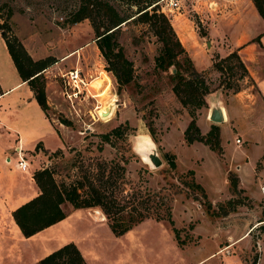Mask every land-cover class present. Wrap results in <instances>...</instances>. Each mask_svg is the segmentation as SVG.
<instances>
[{
    "label": "rangeland",
    "instance_id": "obj_1",
    "mask_svg": "<svg viewBox=\"0 0 264 264\" xmlns=\"http://www.w3.org/2000/svg\"><path fill=\"white\" fill-rule=\"evenodd\" d=\"M210 1L181 0L182 13L166 14L160 6L158 13L168 17L185 48L178 59L184 62L188 56L210 86L207 105L194 110L204 134L212 124L220 126L221 153L204 142H186L191 107L173 91L171 76L177 66L168 71L156 68L162 42L149 24L123 23L118 34L121 54L109 61L90 19L71 22L80 0H0V17L8 19L9 35L27 56L48 64L38 86L45 85V112L52 123L44 119L29 86L20 85L0 96V217L5 225L15 222L7 209L21 195L34 194L31 173L50 168L63 188L77 181L88 185L90 179L106 185L96 180L103 171L104 179L112 177L110 196H157L158 213H164L163 203L169 202L175 226L187 244H178L173 225L165 219L147 218L116 235L104 211L92 208L89 215L96 227L80 224L77 212L71 215L78 223L73 226L75 235L88 237L81 243L86 264H264V231L259 228L264 223V103L253 76L243 77L239 60L228 58L253 43L252 50L240 57L246 66L245 57H254L256 69H262L264 45L259 37L234 38L231 24L226 23L235 20L229 6ZM249 1L253 2L238 3L245 6ZM112 4L125 16L135 11L127 3ZM250 10L248 5V16ZM262 27L261 21L249 18L243 30ZM239 41L242 46L237 47ZM71 71H78V76L72 79ZM0 78L3 91L21 80L1 41ZM217 103L227 113L223 123L208 118ZM114 104L112 113L103 118L102 113L108 114ZM152 123L156 140L149 128ZM107 133L109 141L103 137ZM140 135H150L155 142L163 161L160 167L144 161ZM19 146L30 172L17 169ZM166 153L176 155L177 168L168 163ZM189 170L195 171L193 177L207 197L183 182L192 178ZM62 206L67 212L74 209L69 202ZM103 214L106 221L100 222ZM12 247L7 243L2 264H24L36 252L27 242Z\"/></svg>",
    "mask_w": 264,
    "mask_h": 264
},
{
    "label": "trees",
    "instance_id": "obj_2",
    "mask_svg": "<svg viewBox=\"0 0 264 264\" xmlns=\"http://www.w3.org/2000/svg\"><path fill=\"white\" fill-rule=\"evenodd\" d=\"M159 0H80V6L74 13L72 23L80 22L83 19H90L95 31L96 39L104 56L109 61H113L114 57L121 54V45L118 42V34L123 23L140 22L149 24L151 30L158 36L162 42V47L158 56H156V68L168 71L172 65L177 66V71L171 76L173 80V91L182 102L183 105L191 107L190 114L193 116L189 125L185 130V140L188 144L196 141L204 142L209 145L212 150L222 152L220 126L212 124L211 129L204 134L197 122L196 112L194 108H201L207 105L205 96L210 92L204 74L197 70L192 60L187 56L184 62L178 59L180 54L185 53L177 33L168 19L163 13H158ZM127 3L130 5L133 13L131 15H123L112 3ZM258 12L264 18V0H253ZM156 4V5H155ZM10 26L8 19L1 20L0 17V34L4 37L9 52L13 58L15 66L24 81H27L35 92V97L41 107L47 109V99L45 93V85L38 86V80L41 72L48 66L45 61H34L27 56L25 49L20 46L15 38L9 35ZM260 38V37H259ZM237 58L244 70L243 77H250L247 66L242 61L238 51L231 53L228 58ZM119 61H116L118 64ZM231 70L234 67L229 66ZM219 70L223 71L220 66ZM113 71L116 70L113 68ZM1 94V87H0ZM153 138V123L149 124ZM120 128H115L117 132ZM105 140H110V134H104ZM166 160L172 168H177L176 155L166 153ZM192 178L184 180L190 188H198L207 197L204 187L198 183L193 177L194 170H189ZM99 182L106 185H98L93 180L88 181V185L84 181H77L69 186L60 188L56 183L54 174L50 168L39 169L34 172L33 177L40 188V193L33 199L19 206L13 211V217L21 228L24 236L30 237L37 232L58 223L67 216L63 204L69 202L73 208H100L107 216L108 224L116 235H122L141 223L147 218H155L157 220H168L173 225V230L178 244L186 245V240L182 239L181 230L175 226L173 219L172 206L169 202L166 205L164 213H158V198L149 194L146 197L132 196L123 199L110 196L108 187L110 176L104 179L105 172L97 173ZM88 189L83 191L82 189ZM211 203H207L208 211L211 209ZM264 219L262 220V222ZM264 231V223L259 227ZM40 264H86L85 258L75 243H68L58 250L52 252L40 261Z\"/></svg>",
    "mask_w": 264,
    "mask_h": 264
},
{
    "label": "crops",
    "instance_id": "obj_3",
    "mask_svg": "<svg viewBox=\"0 0 264 264\" xmlns=\"http://www.w3.org/2000/svg\"><path fill=\"white\" fill-rule=\"evenodd\" d=\"M211 1L214 2L216 4V6L221 5V4L229 6L228 13H231L232 18L235 17V20H232V22L230 20H227L226 23L231 24L230 30L232 31L234 38L237 37L239 40L249 41V40H252L253 38L260 37L261 44L264 45V18L260 15V13L258 12L257 8L255 7V5L252 1H249L250 3H247V5H245V6H243L244 3H238L241 0H211ZM227 1H230L231 3L227 2ZM248 5L251 8V10L249 12L250 16H248L247 12H246V8ZM232 7H234V8H232ZM249 18H251L253 22H260L261 21L263 23V27L261 29H263V30L252 31V32H246L245 30H243V29H245L244 25L247 23ZM218 23H219V19H218V21H216V25ZM222 28H223V26H222ZM241 31H242V33H241ZM239 33H241L240 37L238 36ZM0 41L4 44V47L6 46L8 48L5 39L1 34H0ZM236 46L240 47V46H242V43L239 41V43H237ZM252 46H254L253 43L248 44L247 46L243 47L239 51L240 54L242 56H244L248 51L252 50V49H250V47H252ZM245 58H246L245 61L248 63L247 66H248L249 73L253 76V78L256 81V84L259 86V90H260L261 96H262V102L264 103V76H262V74H260V71H262V73H264V68L259 69V70L256 69L255 63H253L254 57H252V59H250L249 57L246 56ZM257 67H258V65H257ZM0 81H1V78H0ZM0 84L2 85L1 82H0ZM20 85L29 86L30 91L32 92L34 98L36 99L34 90L31 88L29 83L27 81H24L22 78L13 87L5 89V91H3L2 87H1L0 96L3 95L4 93H7L8 91H11V90L17 88ZM25 102L27 103V101H25ZM43 114H44L43 115L44 119L52 125V123L49 120L44 109H43ZM21 171L30 172L29 169L25 170V171L24 170H21ZM33 174H34V172L31 173L32 180H33V186H34V194H32L31 196L21 195L18 198V200H16L15 205L12 206L11 208L7 209L8 215L12 216V218H14L13 217V211L15 209H17L19 206L23 205L24 203L28 202L29 200L33 199L35 196H37L40 193V188L37 185V183L33 177ZM75 212H77L80 216V220H79L80 224L85 223V224H89L90 226L96 227L95 221H93L91 219V217L89 215V210L87 208H77V209L74 208L71 212H67V216L65 219H63V220L59 221L58 223L51 225V226L37 232L36 234H34L30 237L24 236L21 228L16 223L15 219H14V221H15L14 223H13V221H11V223L5 225L4 219L2 217H0V264H2L1 254L3 253L4 249H7V243L13 244L14 247H12V249H14V250L16 249L17 245L21 242H27V243L31 244L32 247L36 248V252L33 249L34 253L32 255L31 260L25 261L24 264H40V261L43 258H45L46 256H48L52 252L58 250L59 248L63 247L64 245H66L68 243H75L79 247V249L81 250L82 249L81 243H83L84 238L87 239L88 237H85V236L81 237L79 235L78 236L75 235L74 230H73V226L76 225V228H77L78 223L72 221V217H71V215L75 214ZM96 214L99 215L100 212L98 211V212H96ZM103 217L101 218L100 222L106 221V217L104 214H103ZM81 252H83V250H81Z\"/></svg>",
    "mask_w": 264,
    "mask_h": 264
},
{
    "label": "built area",
    "instance_id": "obj_4",
    "mask_svg": "<svg viewBox=\"0 0 264 264\" xmlns=\"http://www.w3.org/2000/svg\"><path fill=\"white\" fill-rule=\"evenodd\" d=\"M210 3H214V2L210 1ZM156 4L158 6H160L161 11L166 13V14H168V12H170V13H176V12L182 13L181 12V0H159ZM70 74H71L72 79L76 78L78 76V71H76V72L71 71ZM238 141L240 142L241 140L238 139ZM17 150L19 151V160L16 163L17 168L20 170H24V171L28 170L30 167V164H29V161L26 159V155L23 153L21 146H19V148Z\"/></svg>",
    "mask_w": 264,
    "mask_h": 264
},
{
    "label": "water",
    "instance_id": "obj_5",
    "mask_svg": "<svg viewBox=\"0 0 264 264\" xmlns=\"http://www.w3.org/2000/svg\"><path fill=\"white\" fill-rule=\"evenodd\" d=\"M225 108L221 106V104H213L209 113V119L214 123H223L227 120V116L225 114ZM155 143V142H154ZM147 154L151 163H148L151 167L156 168L160 167L163 164V161L159 155L158 149L155 146L152 148L150 152H144ZM143 155V152H142ZM144 159V158H143ZM146 162V161H145ZM147 163V162H146Z\"/></svg>",
    "mask_w": 264,
    "mask_h": 264
},
{
    "label": "bare ground",
    "instance_id": "obj_6",
    "mask_svg": "<svg viewBox=\"0 0 264 264\" xmlns=\"http://www.w3.org/2000/svg\"><path fill=\"white\" fill-rule=\"evenodd\" d=\"M115 104L113 106H110V110H109L108 114L102 113L103 118H107L112 113V111L115 109L114 108ZM225 114H226V110H225ZM226 116H227V114H226ZM140 140H141V145H140V149L139 150L141 152H143L144 161H146L147 163H151V161L148 158L147 154H145L144 152H146V153L150 152L152 150V148L155 146V143H154V141H153V139L151 138L150 135H140Z\"/></svg>",
    "mask_w": 264,
    "mask_h": 264
}]
</instances>
